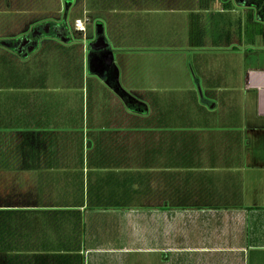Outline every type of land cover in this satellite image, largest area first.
Masks as SVG:
<instances>
[{
  "label": "crops",
  "instance_id": "crops-1",
  "mask_svg": "<svg viewBox=\"0 0 264 264\" xmlns=\"http://www.w3.org/2000/svg\"><path fill=\"white\" fill-rule=\"evenodd\" d=\"M81 1L86 33L69 21L55 32L82 51V75L25 74L40 43L49 48L42 36L0 48V264H264L250 237L264 226L255 12L244 0ZM66 10L42 12L67 21ZM86 49L97 56L85 85ZM90 88L96 115L58 97L82 92L90 103ZM138 210L177 232L179 248H125L135 227L126 218L124 236L121 223Z\"/></svg>",
  "mask_w": 264,
  "mask_h": 264
},
{
  "label": "rangeland",
  "instance_id": "rangeland-1",
  "mask_svg": "<svg viewBox=\"0 0 264 264\" xmlns=\"http://www.w3.org/2000/svg\"><path fill=\"white\" fill-rule=\"evenodd\" d=\"M68 5H69V0H0V48L6 47V49H8L6 51H8L9 53L12 51V47L16 45L19 39L25 37L27 38L28 36L33 37L32 43L36 42L33 45H37V38L39 36L48 39L47 42L49 44V48H46L43 45V43H40L39 47L42 50L38 52L41 54L38 55L36 50L35 54L32 56L33 60L31 59V61L33 62L31 61L26 62V65L22 66L21 70L23 72H26L25 74L35 73L34 75H37V71L40 73L42 72V75H51V76L52 75L59 76L61 74H78V75L83 74L82 51L78 50V48H74L75 50L70 49V47L66 45V42L63 43L65 40H62L67 38L63 37V35H61L60 37L57 34V32H55L57 31V27H59L61 23L63 22L68 23V21L69 23L73 22L72 25L74 26L75 29V21L77 20V19L75 20V18L81 12L82 1L75 0L74 3L75 9L72 10H69ZM58 10H62V12L66 10L67 12H69L67 21L64 14L58 15L56 13H50L46 15V13L42 12V11L49 12V11H58ZM92 32H90L88 37L89 39L94 40L96 39V36H92L93 34ZM54 33L56 37L53 36ZM100 34L104 35L102 31H100ZM249 36L252 37L253 35L249 34ZM42 38H40V41ZM58 45H60V47ZM260 52L261 51H259V53ZM94 56H97L94 51L88 52V49L85 50V55H84L85 66H86L84 70L86 75V80H84L85 85L86 83H88V79H89L88 74L91 75L92 73L91 66L93 64L92 60L94 59ZM87 60L89 61L88 69H87V64H88ZM15 67H16L15 65L10 66L11 70L12 69L15 70L16 69ZM23 72L20 73L23 74ZM78 81L80 82L79 84L81 86L82 83L80 81V78L78 79ZM91 85H92V81H90V86ZM90 89H91L90 90L91 96L89 101L90 103H88L87 98L83 100L82 92H76L74 94L68 93L69 96H65L63 93H60L58 97H60L59 98L60 101H67L69 100V97L73 95L74 103L77 105L76 109L78 111V116L80 115V111L83 109V103H84V107L86 106V110L89 109V114L92 116V115H96L97 113H96V100L94 97L95 95L94 93H92V88ZM133 153L135 154V152ZM35 183L37 185V179ZM171 213L172 216L174 215L177 216L176 211H173ZM134 215L135 217L132 216L125 217L120 226L124 236L129 234V227L127 226L128 222L126 221V218L129 222H131L132 225L134 224L135 227V231L133 232L134 234H132L131 237H128L127 240L125 238V241H123L122 243V245L125 248L146 249L152 246L154 248H157L158 247L157 245H161V244L168 245V246L166 245L165 247L163 246L164 249L166 250L168 249L177 250L179 248L177 242V237H178L177 232L170 233L167 235V233L164 231L161 225H157L155 222H152L151 218L150 219L147 218V215H152L149 214V211L138 210L137 212L135 211ZM256 218L258 220L261 219L264 222L263 215H257ZM173 225L174 227H177L175 226L174 222ZM241 228L242 226L239 227V229ZM241 232H242L241 234H245V228H242ZM168 237L171 240L170 243L165 242L168 239ZM250 237L252 241L255 242L257 245L259 246L264 245V226L261 227L260 224L251 226ZM180 260L182 259L178 258L177 256L171 257L170 263L176 264ZM189 260L183 259L185 264H192L191 262H189ZM29 262L32 263L33 259H29ZM35 263L37 264V259L35 260Z\"/></svg>",
  "mask_w": 264,
  "mask_h": 264
},
{
  "label": "trees",
  "instance_id": "trees-1",
  "mask_svg": "<svg viewBox=\"0 0 264 264\" xmlns=\"http://www.w3.org/2000/svg\"><path fill=\"white\" fill-rule=\"evenodd\" d=\"M226 1V0H225ZM228 1V0H227ZM237 3H241L240 0L237 1ZM243 5L246 7L251 8V14L255 12V16L251 15L248 17L249 19V25L247 23V29L249 31V34L255 35L256 33H259L263 35L264 37V0H244ZM258 28V29H257ZM263 28V29H261ZM61 32H63L64 35H67L64 30L59 29ZM203 31L201 28L196 25L192 24L191 28V40H193L194 37L200 38V41L197 43L198 46H201V40L203 38Z\"/></svg>",
  "mask_w": 264,
  "mask_h": 264
},
{
  "label": "built area",
  "instance_id": "built-area-1",
  "mask_svg": "<svg viewBox=\"0 0 264 264\" xmlns=\"http://www.w3.org/2000/svg\"><path fill=\"white\" fill-rule=\"evenodd\" d=\"M88 22L89 20L87 18L77 19L75 21V30L80 33H86Z\"/></svg>",
  "mask_w": 264,
  "mask_h": 264
},
{
  "label": "flooded vegetation",
  "instance_id": "flooded-vegetation-1",
  "mask_svg": "<svg viewBox=\"0 0 264 264\" xmlns=\"http://www.w3.org/2000/svg\"><path fill=\"white\" fill-rule=\"evenodd\" d=\"M27 40L30 41V39H27ZM27 40H26V41H27ZM26 47H28V46H26Z\"/></svg>",
  "mask_w": 264,
  "mask_h": 264
}]
</instances>
